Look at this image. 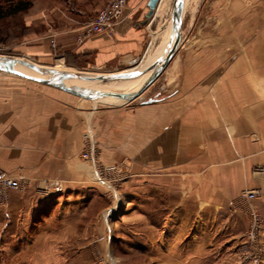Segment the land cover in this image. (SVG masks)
I'll return each mask as SVG.
<instances>
[{"label":"crops","instance_id":"obj_1","mask_svg":"<svg viewBox=\"0 0 264 264\" xmlns=\"http://www.w3.org/2000/svg\"><path fill=\"white\" fill-rule=\"evenodd\" d=\"M32 1L17 51L35 62L55 56L114 76L151 61L163 0L151 16L149 0H129L113 30L81 43L108 0ZM232 7L218 47L182 41L151 102L90 111L59 88L0 85V169L21 183L0 207V252L27 264H90L95 250L111 262L137 251V264H231L234 249L264 250V227L257 244L247 234L254 212L264 219V0ZM86 124L102 162L130 170L125 194L80 157ZM249 190L255 198L241 196Z\"/></svg>","mask_w":264,"mask_h":264},{"label":"rangeland","instance_id":"obj_2","mask_svg":"<svg viewBox=\"0 0 264 264\" xmlns=\"http://www.w3.org/2000/svg\"><path fill=\"white\" fill-rule=\"evenodd\" d=\"M163 1L165 2V4L162 3L164 5L162 9L163 21L158 27L156 36L151 37V42L149 44L150 49L148 51V54H151V55L155 52V50L162 43L170 27V23H171L173 0H170L168 3L166 2L167 0H163ZM236 1L238 0H188L184 19H183L182 30L180 34L181 37L178 43L176 44L175 48H173L174 53L172 54V56H169L168 53L170 52V49L165 53L164 56H167V58L164 61L162 70L160 71L158 75L159 79L154 81L153 85H151L152 87L150 86V88L146 90L143 93V95L147 93L152 94L154 92L153 88L158 87V84L160 83V81H163L164 73L167 71L168 67L170 66L179 48V45L182 44V41H183V45L186 47L187 45L189 46L193 45L192 41L197 39L198 37L199 38L204 37V36L210 37V38L214 37L212 40H215V43H208L207 45L206 44H203V45L211 46V47H214V45L215 47L219 46V43L216 42L217 41L216 39L221 33H224V29H225L224 27H222V25L221 26L219 25L222 22H224V19L227 16L234 17V12H233L234 7H232V5L235 4ZM240 1L243 3H246V2L248 3L252 1L261 2L263 0H240ZM226 7L229 8V11L227 10L228 13H226ZM27 11L17 16L16 18H8L4 22H2L3 30L5 33L8 34V37H6L5 40H3L2 42L0 41V54L6 55L12 58H19L27 62H35L33 58H29L28 56H25L17 51V48H18L17 44L21 41H26L27 39V35H28V28L26 26ZM36 27H37L36 30L40 31L42 29L41 24H38ZM151 58L152 56L150 57V60ZM144 61L145 59L142 57V61L140 62L138 67L139 66L145 67V65H143ZM58 63L60 65L57 66ZM40 64L49 66V67L57 66L59 69H63V70L71 71V72H91L93 73L91 70L80 68L77 66L75 67L73 66V64H71L70 61L63 60L62 58L59 59V57H55V56L49 62H44ZM149 64L150 62L146 65V67ZM138 78H140V76ZM119 80H120L119 78H114L113 80L99 81L98 84L100 87H105V88H110V89H115V90H123L124 88L118 86ZM4 84L14 85V86L17 85L18 87L46 88V89H50L52 92H55L53 88L56 89V87L42 84L40 82L18 76L10 72L0 70V85H4ZM111 85L112 87H110ZM84 100H86L84 101L85 104L87 105L85 106L86 109L90 111H97V110L108 109L112 107H131L135 104L140 103L138 98L133 101H128V102L120 103V104H110V103L102 102L100 100H88V99H84ZM86 126L87 124L85 125L84 130L86 129ZM93 131H94L95 147H96V152H97V160L99 163V168L98 169L94 168V169L100 171L97 178L99 182L108 183L112 187V190L114 191V193L120 192L121 184L125 180H127L129 177H131L130 176L131 172L130 170L126 169L123 164L106 165L102 162L100 142L98 140V136L96 135L97 134L96 130H93ZM119 194H125V193L120 192ZM100 216L102 217V214ZM130 253H131L130 255H126L124 258L119 256L118 254V256L114 257L115 260L111 262L110 258L106 256L107 254L99 250H95L93 252V261L90 264H137L138 259H139L138 255L140 253L137 251L134 253L133 252H130ZM0 254H6V257L8 260H6L7 262L5 263L7 264H10V263L17 264L18 262L17 259L21 261V264H27L26 261L22 262L23 259L20 256H17L15 251L0 252ZM228 254L232 258L231 260L233 261L231 264H244V263L248 264L253 256H256L259 254H261V258H260V262H261V259L264 256V250H260V252H258V250H255L251 248L250 246H248L244 248L243 250L234 249L232 252H228ZM232 254L233 256H231Z\"/></svg>","mask_w":264,"mask_h":264},{"label":"water","instance_id":"obj_3","mask_svg":"<svg viewBox=\"0 0 264 264\" xmlns=\"http://www.w3.org/2000/svg\"><path fill=\"white\" fill-rule=\"evenodd\" d=\"M160 0H149L148 2V16L153 15L158 3ZM188 0H173V6H172V18L170 27L168 29V32L166 33L165 38L163 41L167 40V44L165 45L163 52L156 56L162 49L163 41L160 44V46L155 50L154 56H156L152 62L145 68L143 71H130L123 74H118L114 76H108L104 74H96L91 72H84L87 75L83 74H77L75 72L67 71V70H61V69H55V68H48L45 65H42L37 62H27L24 60H21L19 58H12L8 57L6 55L0 54V70L10 72L12 74L34 80L37 82H40L42 84H46L49 86H53L56 88H59L61 90H64L66 92L72 93L74 95L80 96L85 99L89 100H98L103 99L106 96L114 95L118 98H121L123 102L118 103H110V104H120L125 103L128 101H133L135 99H139V102L141 103H148L153 101L154 98H147L146 94L143 95V93L149 88V86L156 80L158 77L160 71L162 70L164 61L166 60L167 56H164L165 53L170 49V52L168 53L169 56H172L174 53V49L178 41L180 40V34L182 30V24L183 19L186 11ZM25 66L28 69L32 71L39 72L40 75H32L28 74L24 71L18 70V66ZM149 73V76L146 78V80L143 82V84L140 86V88L133 94H126L123 92H105L102 90H96L88 87L83 86H71L67 85V80H74L76 78H84L87 80H100V81H106V80H113L114 78H126V77H139L143 76Z\"/></svg>","mask_w":264,"mask_h":264},{"label":"built area","instance_id":"obj_4","mask_svg":"<svg viewBox=\"0 0 264 264\" xmlns=\"http://www.w3.org/2000/svg\"><path fill=\"white\" fill-rule=\"evenodd\" d=\"M128 2L129 0H108L107 4L102 7L92 19L84 22V24L81 26L77 35V42L81 43L94 34L101 33L107 30H113V28L122 20ZM51 44L53 47L56 46V42L53 38L51 39ZM82 137L83 149L80 156L83 160L92 162L94 168L98 169L99 163L97 160V152L94 141V131L91 125L86 126V129L83 131ZM95 171L98 176L100 171ZM257 171L264 172V166H260L259 168H257ZM20 187L21 183L17 177L9 174L5 170L0 169V207H4L6 205L7 190L17 189ZM257 194L258 192L256 190H249L247 192H243L241 196L243 198L247 197L252 199L255 198ZM263 227L264 220L262 216L260 215V213L254 212L252 214V219L248 230L250 243H258L259 239L261 238ZM251 248L258 250V252H260V250H263L258 249L257 247L254 248V245ZM260 258L261 254L253 256L248 264H259Z\"/></svg>","mask_w":264,"mask_h":264},{"label":"bare ground","instance_id":"obj_5","mask_svg":"<svg viewBox=\"0 0 264 264\" xmlns=\"http://www.w3.org/2000/svg\"><path fill=\"white\" fill-rule=\"evenodd\" d=\"M166 44H167V40L163 41V45L164 46L162 47L161 51L156 56L160 55L163 52V49H164V47H165ZM156 56H154V53L152 54V58H151L150 63L152 62V60ZM48 68H51V67H48ZM17 69L18 70H21V71H24V72H26L28 74L38 75V76L40 75L39 72L32 71V70L28 69L25 66H20L19 65L17 67ZM61 70H63V69H61ZM75 73L82 74L81 72H75ZM83 74L87 75L84 72H83ZM148 76H149V73L146 74V75L140 76V78H138V77L132 78L131 76L126 77V78H121L118 81V86L124 88L123 90H115V89L100 87L99 84H98L100 80H87V79H84V78H76L74 80H67L66 81V84L67 85H71V86L88 87V88H92V89H96V90H102V91H105V92H123V93H126V94H133V93H135L140 88V86L143 84V82L146 80V78ZM110 87H112V85ZM98 100H100L102 102H106V103L123 102V100L121 98H118V97H116L114 95L106 96L103 99H98Z\"/></svg>","mask_w":264,"mask_h":264},{"label":"trees","instance_id":"obj_6","mask_svg":"<svg viewBox=\"0 0 264 264\" xmlns=\"http://www.w3.org/2000/svg\"><path fill=\"white\" fill-rule=\"evenodd\" d=\"M33 4L32 0H0V41L8 37L4 32L2 22L8 18H16L26 12ZM17 25V24H16Z\"/></svg>","mask_w":264,"mask_h":264}]
</instances>
